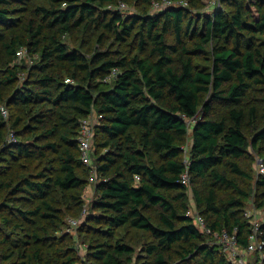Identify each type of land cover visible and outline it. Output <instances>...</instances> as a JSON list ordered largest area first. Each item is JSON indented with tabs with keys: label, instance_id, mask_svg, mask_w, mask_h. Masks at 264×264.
I'll return each instance as SVG.
<instances>
[{
	"label": "trees",
	"instance_id": "trees-1",
	"mask_svg": "<svg viewBox=\"0 0 264 264\" xmlns=\"http://www.w3.org/2000/svg\"><path fill=\"white\" fill-rule=\"evenodd\" d=\"M30 1L32 13L21 23ZM131 1L0 0V51L11 57L26 46L39 57L23 84V64L8 59L0 70V101L22 111L11 125L0 113L1 148L24 158L41 153L21 133L11 137L26 120L25 128L46 139L41 147L55 150L59 160L57 172L41 170L40 180L18 171L0 178L3 264L79 261L60 204L84 209L91 169L78 137L81 120L94 113L103 115L93 139L98 196L86 216L105 226L104 236L88 239L94 258L152 264L137 262L122 228L150 237L142 249L154 264H234L216 232L249 246L254 224L246 208L256 187L264 198V173L256 175L257 162L264 164V125L255 96L264 89V0H221L211 11L209 0H173L159 10L156 0H134L141 10L128 16L114 7ZM137 33L140 52H127ZM114 68L117 75L105 81ZM57 122L65 141L60 151L48 142ZM250 148L261 157L255 173L245 163ZM190 184L211 233L188 214ZM259 224L264 238V220Z\"/></svg>",
	"mask_w": 264,
	"mask_h": 264
},
{
	"label": "rangeland",
	"instance_id": "rangeland-1",
	"mask_svg": "<svg viewBox=\"0 0 264 264\" xmlns=\"http://www.w3.org/2000/svg\"><path fill=\"white\" fill-rule=\"evenodd\" d=\"M210 1V0H209ZM206 7L207 11H211L212 5L209 3ZM26 7V10L24 12H21V23L24 21H27L31 14L32 10L34 8V4L32 1L24 5ZM123 12L128 15H133L136 12H139L141 10V5L134 0L127 3L126 8L122 9ZM138 33L135 35L134 39H130L127 46H125L124 50H127V52H133V54H136L140 52L139 50V37ZM67 42L72 45V41L69 37L66 38ZM171 40V39H170ZM26 51L25 55L23 57H17V56H8V54L5 51H0V70L4 66V63L9 59L11 60V64H23L26 69L20 73V80L19 84H23V81L25 78H30L32 72L36 69V65L39 62L38 55H30L27 47H23ZM256 97L258 98V106H259V125H264V89L257 90L255 93ZM255 101L252 100V104H254ZM6 104L4 101H0V105ZM10 112V117L8 119L9 125L12 124V122L16 119L17 115L21 114V109L16 104L8 105L7 106ZM96 116V113H95ZM93 116V118H95ZM31 125H35L36 123L34 121L30 122ZM57 124V131L54 133V135L48 140V142H55L57 144V148L60 151L63 146L65 145V141L62 139L63 129L59 122ZM14 130L15 132H11V137L14 135H20V140L27 141L30 139L31 149L35 152L41 151V153L30 156L28 158L20 157V155H10L9 150H4L1 148L2 145H0V178H5L8 175L14 173L15 171L18 172H25L30 175V177L34 178V180H40L41 176L39 175L41 170H44L45 174H55L59 168V160L57 159V152L51 148L48 147H41L44 144H46L47 140L44 138H37L33 137L31 135V132H29L28 128L26 127V120L24 122H21L17 125ZM38 132V130H37ZM34 134V132H33ZM36 134V131H35ZM191 135V133L189 134ZM249 138H251V135H249ZM101 140V135L97 136L95 140V149H97L96 142ZM191 144V136L188 139V143L186 144V149L190 148ZM12 150V149H11ZM100 153H104L107 151V148L98 149ZM187 154V151H185V155ZM17 155V156H16ZM261 157L259 154L253 149L250 148L248 157L246 158V164H248L251 168H253L255 173V167L256 162ZM257 175V171H256ZM99 178V175L97 172L92 173L88 185L86 186L84 193H83V200H84V207H87L89 209L90 203L94 198L98 196L97 190H96V182ZM191 183V182H190ZM7 191H5L3 194H6ZM262 190L258 187H256V192L251 197V201L249 205L246 208V211L252 214L251 219H257L260 222L264 220V206L259 207L257 206V203L259 204L262 200L264 201V198L261 197ZM189 197H190V210L196 213V202L194 198V186L190 184L189 188ZM60 207L63 210V216L65 220V232H68L74 236L73 243L77 250V254L79 256V261L77 264H101L100 261L96 258H94L93 254L88 248V239L93 234L94 236H104L103 235V229L104 224L97 223L92 219H88L87 216L84 218L81 223H79L78 226H71L70 225V219H80L82 210L77 209L76 207H69L68 204L63 203L60 204ZM155 210H151L148 212V214H151L155 218ZM2 214V211H1ZM1 224V219H0ZM3 224V222H2ZM90 226V228H88ZM121 236L126 238V241L131 242L137 250V262H151L154 264L153 259L148 256L146 253L143 252L142 244L145 241H150V237L145 234L144 232L134 229V228H122L118 232ZM60 234V233H59ZM228 260L234 264H257V257H259L258 252H252L249 253L245 249L231 245L230 248L226 250ZM138 254H141L138 255Z\"/></svg>",
	"mask_w": 264,
	"mask_h": 264
},
{
	"label": "built area",
	"instance_id": "built-area-1",
	"mask_svg": "<svg viewBox=\"0 0 264 264\" xmlns=\"http://www.w3.org/2000/svg\"><path fill=\"white\" fill-rule=\"evenodd\" d=\"M221 0H210L209 3L214 6V5H219ZM176 4L173 0H156L153 3V9L154 10H159L162 8H165L167 6ZM179 4H182L183 6H188L187 1H182ZM127 3L125 2H120L117 6L118 9H123L126 8ZM110 8H113L112 5L109 6ZM26 51L23 47L19 48L16 52L17 57H23L25 55ZM119 72L118 69L114 68L111 72L110 75H107L105 77V81L110 80L112 77L116 76L117 73ZM66 82H72L70 78L66 79ZM0 113L2 117L5 120H8L10 117V112L8 107L5 104L0 105ZM94 114H91L89 117L84 118L81 120L80 123V130H79V137H78V142H79V149H80V154H81V159L85 165H87L90 169L91 172L94 173L96 172L95 165H94V149H93V139H94V132L96 126L99 124L100 120L102 119L103 115H98L96 114L95 118ZM257 173L261 174L264 173V164L262 163L261 160L257 162ZM137 179H140L139 176H136ZM182 182L185 184H188L190 182V174L186 172L183 177H182ZM88 214V209L87 207H84L81 213V218L80 219H70V225L73 226H78L79 223L86 217ZM188 214L193 216L195 223L197 224L198 228L202 232L206 233H211L212 230L206 225V221L204 217L196 211L194 213L193 211L189 210ZM245 215L247 217H252V214L249 213L248 211L245 212ZM253 229L252 233L250 235V243L249 246L245 249L247 252L252 253V252H258L259 257H257V264H264V238L261 235L260 232V224L257 219H253ZM216 236L217 242L222 244L224 249L227 250L230 248L231 245L238 246L237 239L234 235H230L227 231H223L222 233H214ZM0 264H3V259L1 256L0 252Z\"/></svg>",
	"mask_w": 264,
	"mask_h": 264
}]
</instances>
